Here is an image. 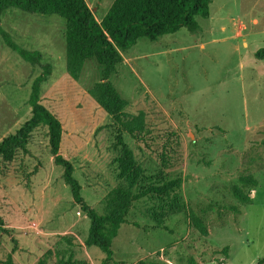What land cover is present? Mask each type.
<instances>
[{"label":"rangeland","instance_id":"obj_1","mask_svg":"<svg viewBox=\"0 0 264 264\" xmlns=\"http://www.w3.org/2000/svg\"><path fill=\"white\" fill-rule=\"evenodd\" d=\"M86 1L100 20L113 0ZM196 20L193 31L139 38L120 51L116 70L103 80L93 58L77 78L67 71L64 18L15 7L0 16V26L19 46L39 51L41 64H51L41 103L61 123L60 153L72 162L90 206L102 213L108 193L126 185L118 176V134L144 175L158 182L182 178L175 193L179 212L170 210L169 198L132 203L107 264H139L160 259L158 252L168 264H188L189 257L197 264H256L264 255V61L254 57L264 46V0H211L208 16ZM41 71L0 37V140L30 116V85ZM101 81L127 101L124 119L141 120L137 137L120 132L91 93ZM62 171L42 127L4 164L0 216L7 231L0 233V260L14 251V264H36L50 252L51 263L58 264L65 251L75 264H103L105 254L84 244L89 218L73 202ZM243 174L258 180L250 204L230 191ZM191 211L204 219L206 236L191 223ZM158 212H164L160 227L153 215Z\"/></svg>","mask_w":264,"mask_h":264},{"label":"trees","instance_id":"obj_2","mask_svg":"<svg viewBox=\"0 0 264 264\" xmlns=\"http://www.w3.org/2000/svg\"><path fill=\"white\" fill-rule=\"evenodd\" d=\"M211 0H113L104 16L97 20L86 0H0V16L2 12L15 7L28 13L56 14L65 20V54L66 67L69 74L77 78L85 60L93 58L102 67V79H108L121 61L120 51H125L135 44L139 38L145 37L155 41L158 37L185 28L193 31L198 28L197 16L207 17ZM2 42L15 51L23 60L32 66L41 65L42 71L32 80L28 103L30 116L13 133L0 140V174L4 164L11 162L17 151L25 145L37 128H45L50 154L53 162L62 167V179L70 188L72 200L89 218V229L84 240L85 246H96L104 254L103 264L113 259L112 242L122 224L127 223V214L132 203L142 197L150 196L164 200L169 198L172 212L181 208L178 196L175 195L182 183L181 177H172L154 181L155 176L144 175L132 155L130 148L122 141L120 134L117 141L122 146L118 157V176L125 186L112 189L104 199V209L99 213L90 206L81 194V185L74 177L72 162L60 153L62 126L58 118L47 109L40 98V87L44 77L51 73V64H41V53L30 51L19 46L12 36L0 26ZM254 57L264 61V46L254 51ZM91 93L97 102L113 118L120 127L133 137L142 130L139 118H123L127 101L122 98L109 81H101L94 85ZM258 186V180L252 174H243L238 183L230 187L231 194L239 203L250 204V191ZM238 211L237 205L231 206ZM162 224L164 212L154 213ZM190 221L204 236L208 234L204 219L196 212H190ZM136 224V223H134ZM164 228V226H163ZM7 231L0 216V233ZM62 239L71 243L67 235ZM227 248H224L225 252ZM13 252L7 253L0 264H14ZM59 259L58 264H75L71 255ZM139 264H168L158 258H144ZM36 264H52L50 252H45ZM188 264H197L194 258H188ZM256 264H264V255Z\"/></svg>","mask_w":264,"mask_h":264},{"label":"built area","instance_id":"obj_3","mask_svg":"<svg viewBox=\"0 0 264 264\" xmlns=\"http://www.w3.org/2000/svg\"><path fill=\"white\" fill-rule=\"evenodd\" d=\"M160 251H162V250H160ZM158 253H159V255H158L159 258H160V259H164V255H163L164 253H163V252H162V253L158 252ZM168 263H169V262H168ZM221 264H223V263H221Z\"/></svg>","mask_w":264,"mask_h":264},{"label":"crops","instance_id":"obj_4","mask_svg":"<svg viewBox=\"0 0 264 264\" xmlns=\"http://www.w3.org/2000/svg\"><path fill=\"white\" fill-rule=\"evenodd\" d=\"M201 46H203V43H201ZM163 248V247H162ZM162 248L158 249V250H161ZM168 261V260H167ZM170 263V261H168ZM172 264V263H171Z\"/></svg>","mask_w":264,"mask_h":264}]
</instances>
